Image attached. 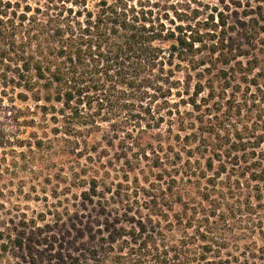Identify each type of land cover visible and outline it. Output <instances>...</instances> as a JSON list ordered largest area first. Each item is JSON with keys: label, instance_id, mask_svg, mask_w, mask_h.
<instances>
[{"label": "trees", "instance_id": "obj_1", "mask_svg": "<svg viewBox=\"0 0 264 264\" xmlns=\"http://www.w3.org/2000/svg\"><path fill=\"white\" fill-rule=\"evenodd\" d=\"M130 2L99 0L89 15L0 0V95L11 93L0 111L12 125L0 123V151L11 153L0 158L3 187L30 171L20 148L59 142L65 157L95 163L99 144H116L108 162L122 161L110 181L104 163L71 167L58 190L56 176L47 188V156L31 213L12 200L24 181L1 187L0 264H264V7L221 23L215 8L193 20L176 5ZM15 99L32 100L28 113L49 129L17 138L13 127L36 120L20 121ZM89 204L99 226L81 218ZM73 224L91 235L77 239Z\"/></svg>", "mask_w": 264, "mask_h": 264}, {"label": "rangeland", "instance_id": "obj_2", "mask_svg": "<svg viewBox=\"0 0 264 264\" xmlns=\"http://www.w3.org/2000/svg\"><path fill=\"white\" fill-rule=\"evenodd\" d=\"M5 1V0H4ZM12 2L14 1H19V5L20 7L18 9H22L23 6L25 5V0H10ZM152 2H156L158 5L160 6H168L171 3H166L165 0H152ZM172 5H176V7H178V9L180 11L189 13L190 11L186 8H184L183 5L180 4H172ZM34 6V5H33ZM200 9H203V11L201 12L200 17L204 18L207 14L211 13L212 11H214V8L211 3H209L207 6H205L204 4H200L199 5ZM11 93L8 90V95L10 96ZM7 96L5 95H0V98L6 99ZM33 101L32 100H27V101H20L19 99H15V106L17 108H19L22 112L20 113V118L19 120H23V119H30V118H35V123L34 124H30V125H26V123H21L19 125V128L17 126L13 127L15 130V135L17 136V138L19 139H29L32 133H36L37 135H42V132H45L49 129V127H43L45 125L42 124L41 120H39L38 116L35 115H31L30 113H28L27 108H31L33 107ZM184 108V107H182ZM185 109H189V106H186ZM5 115L1 113L0 111V123L2 126L5 127V129L7 131H10L11 126L10 123L5 122L3 117ZM0 125V126H1ZM166 127H162V131L165 129ZM11 132V131H10ZM159 130L155 129L152 131H148L145 135H146V141L148 142H153V144L156 143V139L153 138V136L158 133ZM101 132L92 134L91 137L88 139V144L91 145L93 140H98L99 139V134ZM166 135V133L164 134ZM10 147H6V150L8 153H3L4 151H0V158H2L5 154L6 156V162L9 163L11 162V153L8 151ZM16 148V147H14ZM18 148V147H17ZM2 150V149H1ZM16 150H23L24 151V155L25 158L29 161V167H30V171H18V173L12 177V181H10V184L7 187H3L4 183L9 182V178L8 177H2L0 178V188H4V190H10V189H16L17 187V183L19 182V180L24 181L23 183V191L21 193H17L15 196L12 195V200L15 204H20L21 207L25 208V210L28 213H31L33 210H39L42 208V203L41 201H37L36 200V196H42L41 191H38L41 189V186L39 185L37 188V191H32L30 185L31 184H41V180L43 179L44 175L47 172V169L49 167V165L46 163L47 162V156L49 158H51L52 160V168H51V173L54 174L52 183L50 185L47 186V188H51V186L53 184H55L56 178H58V183L56 184V188L58 190H61L63 188V186L65 185V181L66 179L64 178L65 172H69L70 168L73 167L74 169H79L83 166H85L86 164L88 166H93L94 164H100V163H104V165L110 166L109 168L111 169V173L109 174V177L107 178V180H112L113 178H118L115 177V170H119L120 166H121V162L122 161H118V160H111V162H108V159L114 157L115 151L116 149V144L114 146L112 145H108L106 146L104 143H101L97 146V150H106V152L104 153L101 161L97 160L95 163L93 161L89 162L88 160H85L84 157L79 158V159H74V158H67L63 155V149H62V145L59 142H55L52 145L51 151L49 153H45V150H37L35 149L32 152H29L28 149L26 150V148H20V149H16ZM46 163V164H45ZM150 161H142L140 164V168H143V170H145L146 172L148 171V165ZM60 168H63L62 170H59ZM119 175L121 174L120 171ZM140 172V171H139ZM139 178H141V173H139ZM133 175L130 174V180H132ZM148 178H152L151 175H149V173H147ZM72 190H77L76 188L72 187ZM26 194H30L29 197H26ZM234 237L237 240H240V243H244L246 240H250L248 237V235H243L241 233L236 234L234 233ZM242 237V238H240Z\"/></svg>", "mask_w": 264, "mask_h": 264}, {"label": "snow or ice", "instance_id": "obj_3", "mask_svg": "<svg viewBox=\"0 0 264 264\" xmlns=\"http://www.w3.org/2000/svg\"><path fill=\"white\" fill-rule=\"evenodd\" d=\"M53 2H59L64 4L67 2V7L71 10L75 5H79L80 11H89V6L91 4H96L99 0H53ZM152 0H131L126 6L135 9V7L141 3H151ZM166 3L171 4H180L183 5L184 8L188 9L193 13L192 19L194 20L197 15H200L203 9L199 8V5L202 3L207 6L209 3L219 12V22L223 23L225 18L233 21H237L242 17L239 13H243L245 8H253L257 9L259 7H264V0H165ZM49 0H25V8H30L33 5L35 6V10L37 12L40 11L41 7L47 8ZM19 7V4H17ZM232 13V15H228L226 13ZM90 15V11H89ZM179 93H177V96ZM21 99H26V96L21 93ZM175 106V105H174ZM100 196H103V191L100 192ZM83 204V202H81ZM115 211V208L113 209ZM77 212H81L80 209H77ZM96 212L95 205H84L83 211L81 213V218H87L89 220H93L94 224L99 226L102 222V218L100 213H97L95 217H93V213ZM105 221L107 217L103 218ZM71 222V221H69ZM72 227L76 228V232L78 233L77 239L85 236V231L91 235L92 229L90 227H77L75 224ZM69 233L71 235V230L69 229ZM90 244V241L85 237L83 240H80V248L83 249ZM79 254V253H78Z\"/></svg>", "mask_w": 264, "mask_h": 264}]
</instances>
